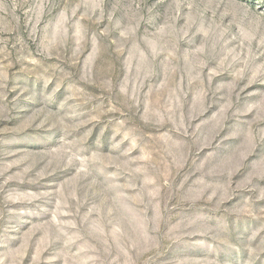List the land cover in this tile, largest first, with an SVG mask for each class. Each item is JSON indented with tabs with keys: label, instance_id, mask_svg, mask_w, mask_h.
Instances as JSON below:
<instances>
[{
	"label": "rangeland",
	"instance_id": "obj_1",
	"mask_svg": "<svg viewBox=\"0 0 264 264\" xmlns=\"http://www.w3.org/2000/svg\"><path fill=\"white\" fill-rule=\"evenodd\" d=\"M0 264H264V0H0Z\"/></svg>",
	"mask_w": 264,
	"mask_h": 264
}]
</instances>
